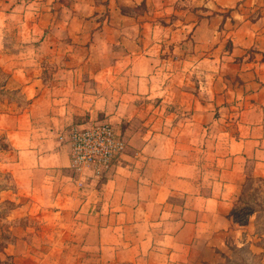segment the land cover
Wrapping results in <instances>:
<instances>
[{
	"label": "crops",
	"instance_id": "crops-1",
	"mask_svg": "<svg viewBox=\"0 0 264 264\" xmlns=\"http://www.w3.org/2000/svg\"><path fill=\"white\" fill-rule=\"evenodd\" d=\"M0 72V264H264V0H0ZM101 123L102 178L68 142Z\"/></svg>",
	"mask_w": 264,
	"mask_h": 264
},
{
	"label": "built area",
	"instance_id": "built-area-1",
	"mask_svg": "<svg viewBox=\"0 0 264 264\" xmlns=\"http://www.w3.org/2000/svg\"><path fill=\"white\" fill-rule=\"evenodd\" d=\"M71 167L93 169L95 177L110 172L115 160L125 151V143L112 125L101 123L88 128L74 127L68 137Z\"/></svg>",
	"mask_w": 264,
	"mask_h": 264
},
{
	"label": "rangeland",
	"instance_id": "rangeland-1",
	"mask_svg": "<svg viewBox=\"0 0 264 264\" xmlns=\"http://www.w3.org/2000/svg\"><path fill=\"white\" fill-rule=\"evenodd\" d=\"M7 75L0 72V113H16L26 107L25 100L22 99L16 92H10L6 86ZM3 134L0 133V146L4 144ZM2 151H0L1 156ZM253 188V187H252ZM256 216V234L264 235V198L258 200L254 193L249 194L240 201L236 210L233 213V220L240 226L248 225L250 218ZM234 251V258L232 260H225L224 264H257L251 257L249 251L245 248Z\"/></svg>",
	"mask_w": 264,
	"mask_h": 264
},
{
	"label": "trees",
	"instance_id": "trees-1",
	"mask_svg": "<svg viewBox=\"0 0 264 264\" xmlns=\"http://www.w3.org/2000/svg\"><path fill=\"white\" fill-rule=\"evenodd\" d=\"M3 142H4V137H3ZM7 149H8V146L5 143L0 146V151L7 150ZM0 248H1V245H0Z\"/></svg>",
	"mask_w": 264,
	"mask_h": 264
}]
</instances>
